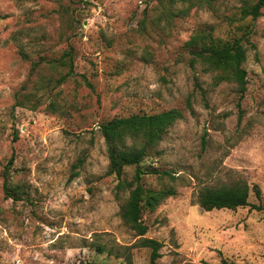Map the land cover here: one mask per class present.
<instances>
[{
	"label": "rangeland",
	"instance_id": "374dc122",
	"mask_svg": "<svg viewBox=\"0 0 264 264\" xmlns=\"http://www.w3.org/2000/svg\"><path fill=\"white\" fill-rule=\"evenodd\" d=\"M256 1L0 0V264H150L122 217L135 167L109 172L99 129L173 108L183 117L142 162L173 175L146 174L145 187L176 190L143 214L158 264H264L263 212L198 202L205 187L246 182L264 204V8L241 17ZM201 29L245 35L244 96L192 60ZM71 46L68 74L58 59Z\"/></svg>",
	"mask_w": 264,
	"mask_h": 264
},
{
	"label": "trees",
	"instance_id": "16d2710c",
	"mask_svg": "<svg viewBox=\"0 0 264 264\" xmlns=\"http://www.w3.org/2000/svg\"><path fill=\"white\" fill-rule=\"evenodd\" d=\"M212 0H200V3ZM264 0H257L241 8V17L252 16L257 18L262 14ZM245 35L223 38L215 36L210 30H199L188 41L193 55L192 60L202 61L210 67L220 71L219 80H227L236 84L240 96L247 90V71L244 62L247 57ZM248 40V39H247ZM58 63L68 67V74L74 73V48L65 50L58 59ZM183 113L178 108L164 110L157 113L132 114L128 116H115L100 124V133L105 138L110 159L109 172L122 177L124 168L134 166L132 184L129 194L122 206V217L141 236L140 246L150 249V264H158L162 256V241L145 236L149 230L148 224L143 220L146 210L156 209L166 198L175 195L176 190L171 188L155 190L145 187L143 183L146 174L157 173L159 176H170L172 173L166 169L150 168L143 165V160L149 150L157 145L168 129L179 119ZM133 140L135 143L129 144ZM140 140V141H138ZM136 142H140V145ZM10 164L13 158L10 159ZM121 180V186L124 182ZM258 198L262 193L258 185L254 186ZM22 187L7 188L9 197L20 195ZM250 186L246 182H238L221 187H205L198 195L199 204L206 210L237 209L251 206L264 213V204H255L249 201ZM98 252L106 249L101 244H95ZM82 264H97L82 263ZM220 264H244L223 258Z\"/></svg>",
	"mask_w": 264,
	"mask_h": 264
}]
</instances>
